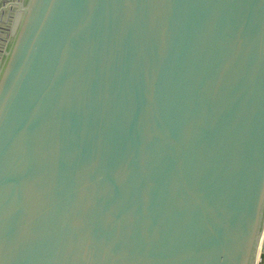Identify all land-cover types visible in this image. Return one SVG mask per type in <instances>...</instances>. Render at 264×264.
I'll list each match as a JSON object with an SVG mask.
<instances>
[{"label": "water", "instance_id": "water-1", "mask_svg": "<svg viewBox=\"0 0 264 264\" xmlns=\"http://www.w3.org/2000/svg\"><path fill=\"white\" fill-rule=\"evenodd\" d=\"M0 264H264V0H21Z\"/></svg>", "mask_w": 264, "mask_h": 264}, {"label": "crops", "instance_id": "crops-1", "mask_svg": "<svg viewBox=\"0 0 264 264\" xmlns=\"http://www.w3.org/2000/svg\"><path fill=\"white\" fill-rule=\"evenodd\" d=\"M3 2V6L0 8V61L9 40V28L12 26L21 0H3Z\"/></svg>", "mask_w": 264, "mask_h": 264}]
</instances>
